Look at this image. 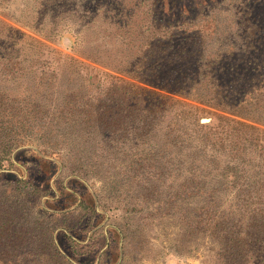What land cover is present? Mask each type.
<instances>
[{
  "label": "rangeland",
  "instance_id": "obj_1",
  "mask_svg": "<svg viewBox=\"0 0 264 264\" xmlns=\"http://www.w3.org/2000/svg\"><path fill=\"white\" fill-rule=\"evenodd\" d=\"M149 2L0 0V96H4L0 122L7 125L0 131V264H65L51 252V237L57 231L71 236L81 232L79 245L74 247L69 240L68 246L72 260L80 258L83 264H264V247L241 263L214 254L215 239L205 232L212 210L203 224H197L200 206L211 209L214 192L226 203L232 198L213 172L209 178L214 181L208 180L204 197L185 195L193 184L183 174L165 182L162 177L153 184L146 182L147 173L142 178L132 176L133 150L140 160L176 153L164 125L156 130L150 125L140 137L137 126L125 115L126 123L115 130L119 146L106 153L102 147L112 148L113 143L84 126L80 120L84 113L79 114L82 105L70 111L69 104L81 103L88 95L96 111L105 106L100 104L102 95L113 93L121 79L149 84L138 67L149 53L148 32L143 33ZM241 2L227 0L221 7L233 8ZM227 16L230 13L224 9L219 25L229 20ZM235 26L208 33L210 51L240 42L225 39ZM45 55L48 60L44 62ZM205 80L194 85L188 97H178L189 105L188 110L175 111L172 118L187 127L189 137L184 135L196 150L209 149V143H204L208 138L215 142L210 150L228 159L232 147L243 149L245 144L228 141L222 129L210 131L198 125L210 124L214 112L234 116L230 108L205 104L197 96H205ZM58 118L64 124L48 134L46 122ZM22 125L28 139L16 149L24 155L11 165L3 153L9 143L2 136L15 134ZM159 159L165 163V157ZM175 161L179 163L178 157ZM183 170L187 172L185 163ZM74 175L80 179H72ZM116 175L117 184L113 182ZM119 184L124 186L122 193ZM74 192L78 200L66 196ZM46 199L48 206L59 204V209L42 211L40 205ZM186 214L191 216L190 223L183 219Z\"/></svg>",
  "mask_w": 264,
  "mask_h": 264
},
{
  "label": "trees",
  "instance_id": "obj_2",
  "mask_svg": "<svg viewBox=\"0 0 264 264\" xmlns=\"http://www.w3.org/2000/svg\"><path fill=\"white\" fill-rule=\"evenodd\" d=\"M149 1L146 17H143V33L148 32L149 53L138 66L147 75L149 84L121 79L117 87L114 86L116 89L112 88L113 93L102 95L105 97L100 99V104H106L105 106L100 105L96 111L92 107V96L88 95L81 103L69 104L72 106L70 111L76 112L78 104L82 105L79 114L84 113L80 119L84 126L96 129L98 136L109 138L113 143L112 148L102 147L106 153L115 152L119 146L120 139L115 136V130L126 123L123 117L125 115L137 126L140 137L145 136V129L150 125H153L152 130L164 125L171 143H175L176 153H159L149 160H140L141 156L134 154L138 151L133 150L129 162L130 168L134 169L132 176L142 178L147 173L150 178L146 182L153 184L162 177L165 182L167 178L183 174L193 184L189 190L184 191L185 195L204 197L207 195L205 187L208 180L214 181L209 178L213 172L218 177L221 188L231 192L232 198L226 203L220 194L216 195L214 192L213 198L210 197V200L213 199L211 209L205 204L200 206L202 213L197 224H203L206 213L212 210L211 221L205 232H211L215 239L217 250L214 254L241 263L255 255L258 247H264V129L257 125H264V0H242L239 6L233 8L230 5L221 7L227 0ZM224 9L230 13L227 16L229 20L219 25ZM137 10L139 8L134 13ZM213 21L216 24L214 26ZM233 23L236 25L235 30L225 39L232 37L240 42L225 44L226 46L210 51L208 33L217 34L220 30L230 29ZM139 31L140 34L141 30ZM213 45L216 47L217 41ZM47 60L48 56L44 58V62ZM203 79H207V85L204 86L206 94L197 96L205 104L230 108L229 112L234 116L214 112V119L210 124L198 122V125L203 129L207 127L210 131L222 129L226 132L228 141L234 139L238 144H245L243 149L232 147V156L228 159L221 158L216 150H210L215 142L208 138H205L204 143H209V149L205 147L201 151L196 150L190 144L193 141L186 139L189 135L187 127L172 118L175 111L184 113L188 110L189 105L178 97H188L194 85H201ZM98 83L101 85L103 79L99 78ZM121 84L125 86L121 87ZM120 88L121 93H118ZM3 97L0 96V107ZM46 117L43 116L42 119ZM60 121L58 118L46 122V132L49 134L53 130H59L64 124ZM4 124L5 122H0L1 132L7 126L4 127ZM24 126L15 134L2 136L9 143L3 153L5 160L11 165H15L24 155L23 151L16 149L23 139H28ZM36 154L40 155V152ZM158 157H165V163ZM177 157L179 163L175 161ZM184 163L187 172L183 170ZM22 172L24 176L23 169ZM125 176L128 177L127 174ZM117 178L116 175L114 183ZM72 179L80 178L74 175ZM119 185V192L122 193L124 186ZM220 191L222 192L221 189ZM66 196L79 199L75 192L67 193ZM152 198L155 200L153 196ZM47 202V199L41 202L42 211H48L49 207L54 212L59 209V204L48 206ZM190 217L189 214L185 215V223H190ZM79 235L81 232L71 236L67 231H57L51 237L52 255L58 257L61 263L83 264L80 258L72 260L73 254L68 246L69 240L73 246L79 245Z\"/></svg>",
  "mask_w": 264,
  "mask_h": 264
},
{
  "label": "water",
  "instance_id": "obj_3",
  "mask_svg": "<svg viewBox=\"0 0 264 264\" xmlns=\"http://www.w3.org/2000/svg\"><path fill=\"white\" fill-rule=\"evenodd\" d=\"M206 121V119H204Z\"/></svg>",
  "mask_w": 264,
  "mask_h": 264
}]
</instances>
